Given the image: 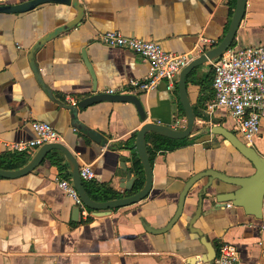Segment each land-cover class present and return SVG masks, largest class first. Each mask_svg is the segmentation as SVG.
I'll list each match as a JSON object with an SVG mask.
<instances>
[{
	"label": "crops",
	"instance_id": "crops-1",
	"mask_svg": "<svg viewBox=\"0 0 264 264\" xmlns=\"http://www.w3.org/2000/svg\"><path fill=\"white\" fill-rule=\"evenodd\" d=\"M23 1L28 0H0V5ZM233 8L232 0H50L26 11L0 12V155L21 152V166L29 162L40 145L10 151L3 141L30 139L31 121H45L60 133L57 142L75 157L78 167L91 166L93 177L82 183H91L97 201L115 198L104 195L105 190L119 197L135 193L136 132L152 121L178 128L176 121L185 119L176 89L180 70L170 89L165 80L147 92L130 89V81L145 77L148 63L129 49L100 43L97 36L117 30L154 41L166 51H192L196 56L221 39ZM263 42L264 0H246L231 46ZM212 62L186 76L189 100L202 115H195V131L187 142L152 155L151 188L138 202L89 208L90 216L81 217L57 186V177L71 179L70 166L57 150L23 175L0 176V264H200L194 254L205 249L192 232L201 233L200 229L217 243L235 245L241 264H264V200L257 218L229 201L211 208L203 198L201 215L190 231L186 223L200 182L186 197L182 217L167 232L153 234L143 226L159 227L168 221L183 184L199 169L214 166L240 176L253 171L220 136L201 133L213 124L234 130L226 110L205 109L213 97ZM107 89L138 96L145 118L127 101L78 105L84 97ZM67 96L76 104L68 103ZM152 133L145 135L146 148ZM98 137L100 143L94 140ZM249 145L264 156V119ZM57 157L62 170L53 162Z\"/></svg>",
	"mask_w": 264,
	"mask_h": 264
},
{
	"label": "water",
	"instance_id": "water-1",
	"mask_svg": "<svg viewBox=\"0 0 264 264\" xmlns=\"http://www.w3.org/2000/svg\"><path fill=\"white\" fill-rule=\"evenodd\" d=\"M50 0H28L20 3L0 5V12H21L26 11L39 3ZM55 1H68V0H55ZM246 6V0H235L234 8L226 28L224 35L221 39L211 44L200 54L193 56L189 62L180 69L178 78L176 80V89L179 98V102L184 111L185 119L179 122L178 128L170 127L169 125L147 122L143 124L135 134L134 146L137 152L138 159L142 165L144 173V182L142 187L135 193L118 197L109 200L97 201L94 200L85 190L82 180L78 173V163L68 149L60 142H45L41 144L33 156V158L25 165L15 169H3L0 168V176L3 177H15L23 175L38 164L46 157V155L52 150H57L63 154L67 163L71 169V182L78 192V195L84 202V204L93 210H101L107 208H116L120 206L129 205L143 199L149 192L152 184V171L151 163L148 157V152L145 144V135L147 132H153L162 136H166L172 139H183L189 137L196 129L195 114L192 104L189 100L186 88V76L193 69L198 67L204 62L216 60L228 47H230L236 37L239 23L244 15ZM73 23V22H72ZM71 23V24H72ZM264 43V42H263ZM261 44V43H259ZM258 45V44H254ZM249 46V45H244ZM251 46V45H250ZM243 47V46H237ZM82 57L86 67L92 75L91 65L89 64L85 53H82ZM104 99L112 101H127L133 103L139 116L145 118V110L138 96L125 93V94H108V93H94L93 95L84 97L78 103L80 107H85L94 102L102 101ZM201 133H207L209 136H220L223 140L230 144V146L237 151V153L245 159L253 168V171L244 176L230 175L220 168L214 166H205L191 176H189L183 184L177 201L176 209L173 215L168 221L159 227L146 226L143 223L145 229L153 234H162L167 232L178 220L182 217L185 205V199L191 190L201 182L199 191L195 194L196 202L194 210L189 214L186 227L188 230H192L191 226L199 218L202 212L203 198H206L211 203V208L218 206L221 203L231 202L233 206L242 207L245 214L253 215L254 217L261 216L262 204L264 200V156L261 155L255 147L246 144L244 139L238 132L232 130L221 124H213L209 128L202 129ZM93 138V136H92ZM100 143L99 137L94 139ZM105 141H102L104 144ZM77 213L79 211L77 206L74 205ZM197 234V239L204 247V251H198L194 255L199 256L200 264H209L217 254V241L216 239H210L200 229L193 230ZM197 258V257H194ZM188 264L189 262L186 261Z\"/></svg>",
	"mask_w": 264,
	"mask_h": 264
},
{
	"label": "built area",
	"instance_id": "built-area-1",
	"mask_svg": "<svg viewBox=\"0 0 264 264\" xmlns=\"http://www.w3.org/2000/svg\"><path fill=\"white\" fill-rule=\"evenodd\" d=\"M97 41L107 46L129 49L148 63L145 77L140 81L129 82L130 89L137 88L143 92L154 89L162 80L166 81L167 89L172 88L176 73L193 57L192 51H166L154 41L126 36L117 30L100 33ZM212 67L213 97L206 103V111L212 112L216 108L226 110L232 117L233 129L246 144H251L253 137L260 130L261 120L264 119V43L243 47L230 46L212 62ZM103 92L113 94L114 89ZM127 92L122 90L119 94ZM66 100L71 105L76 104L75 99L70 96H67ZM179 122L176 121L177 124ZM31 127L34 131L32 138L3 141L5 148L10 151H22L61 139L60 133L48 122L33 120ZM78 173L81 180H90L93 177L91 166L86 163L78 167ZM56 183L72 199L81 217L90 216L89 208L78 195L70 179L57 177ZM209 264H241L237 248L231 243H218L217 254Z\"/></svg>",
	"mask_w": 264,
	"mask_h": 264
},
{
	"label": "trees",
	"instance_id": "trees-1",
	"mask_svg": "<svg viewBox=\"0 0 264 264\" xmlns=\"http://www.w3.org/2000/svg\"><path fill=\"white\" fill-rule=\"evenodd\" d=\"M235 0H232V5H234ZM79 103V102H78ZM194 114L196 116H201L199 111L194 108L193 109ZM149 140V145H147V152L149 155V159H151L152 155L157 151V150H164V149H172L176 146H178L180 143L183 144L185 142H187V138H183V139H172L166 136H162L156 133H152L150 138L147 139V141ZM24 158L22 156L21 152H3L0 155V168H12L13 166H21L24 163ZM53 162L58 166L59 170H62L63 165L60 163L59 161V157H57L56 159L53 160ZM13 163V164H12ZM135 170L137 173V178L134 181V189H140L143 185L144 182V173H143V169H142V165L139 161V159L137 158L135 160ZM134 167V165H133ZM83 186L85 188V190H87L89 192V195L94 199V200H98V196L95 195L92 190H93V186L91 185V183L88 182H83ZM104 195H108L110 198H118L119 194L113 192V191H107L105 190Z\"/></svg>",
	"mask_w": 264,
	"mask_h": 264
}]
</instances>
